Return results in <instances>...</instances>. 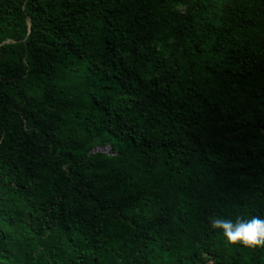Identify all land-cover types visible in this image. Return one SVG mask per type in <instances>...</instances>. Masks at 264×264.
Here are the masks:
<instances>
[{
    "label": "trees",
    "instance_id": "obj_1",
    "mask_svg": "<svg viewBox=\"0 0 264 264\" xmlns=\"http://www.w3.org/2000/svg\"><path fill=\"white\" fill-rule=\"evenodd\" d=\"M212 216L264 218V0H0V264H264Z\"/></svg>",
    "mask_w": 264,
    "mask_h": 264
},
{
    "label": "clouds",
    "instance_id": "obj_2",
    "mask_svg": "<svg viewBox=\"0 0 264 264\" xmlns=\"http://www.w3.org/2000/svg\"><path fill=\"white\" fill-rule=\"evenodd\" d=\"M210 227L220 229L229 244H241L247 248L264 247V218L251 216L248 219L237 217L235 221L212 216Z\"/></svg>",
    "mask_w": 264,
    "mask_h": 264
},
{
    "label": "rangeland",
    "instance_id": "obj_3",
    "mask_svg": "<svg viewBox=\"0 0 264 264\" xmlns=\"http://www.w3.org/2000/svg\"><path fill=\"white\" fill-rule=\"evenodd\" d=\"M103 130H105V132H106V129L104 128ZM103 130H98L97 131V134L95 135H92V137H94V138H96V141H98L99 142V140H101V139H103V138H112L111 136H108V133L107 134H103ZM108 136V137H107ZM112 147V144H110V143H108V145H95L92 149H91V151L90 152H92V153H95V152H106V153H109V154H111V155H113L114 153L112 152V150H111V147Z\"/></svg>",
    "mask_w": 264,
    "mask_h": 264
}]
</instances>
